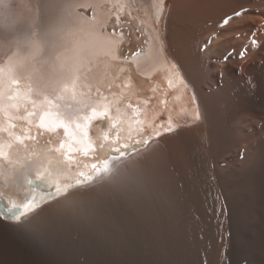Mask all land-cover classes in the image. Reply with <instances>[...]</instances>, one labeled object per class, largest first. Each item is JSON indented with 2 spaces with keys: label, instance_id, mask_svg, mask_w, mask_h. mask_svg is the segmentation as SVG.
Here are the masks:
<instances>
[{
  "label": "bare ground",
  "instance_id": "bare-ground-1",
  "mask_svg": "<svg viewBox=\"0 0 264 264\" xmlns=\"http://www.w3.org/2000/svg\"><path fill=\"white\" fill-rule=\"evenodd\" d=\"M127 2L123 22L116 25L113 15L108 23L109 30L117 28V38L121 28L128 31L122 30L119 59L93 56L92 83L122 84L130 78L132 103L136 96L153 97L148 115L171 118L185 111V119L175 122L173 133L113 160L111 176L98 175L66 194L43 185L20 189L6 179L5 192L19 200L33 195L39 202L22 219L40 226L41 232L34 236L26 230L27 240H22L33 253L84 264H264V0H165L155 24L151 0ZM236 12L241 15L236 17ZM106 14L107 6L97 9L99 19ZM49 15L44 0H0V56L26 58L28 45L16 49L15 42H26L33 30L40 32ZM91 15H83L84 25ZM30 22L35 29L28 27ZM168 57L192 87L196 104H190L193 95L189 98L177 87L173 100L161 105L169 93L158 88L163 87L162 77L171 73L153 75L155 68H148ZM60 71L54 58L46 56L29 61L26 73L41 77L46 87ZM26 84H20V94ZM5 87L0 81V105L14 102L6 99L10 92L1 95ZM13 90L16 94L17 88ZM184 96L185 102L174 108ZM196 108L199 120L192 115ZM0 118L7 120L2 113ZM35 132L32 128L31 135ZM239 164L250 169L244 172ZM33 170L29 161L26 171L31 175ZM3 171L7 176L15 169ZM0 223L20 226L3 217ZM228 224L234 230L231 253L225 252Z\"/></svg>",
  "mask_w": 264,
  "mask_h": 264
},
{
  "label": "snow or ice",
  "instance_id": "snow-or-ice-1",
  "mask_svg": "<svg viewBox=\"0 0 264 264\" xmlns=\"http://www.w3.org/2000/svg\"><path fill=\"white\" fill-rule=\"evenodd\" d=\"M106 6V17L99 19L97 9ZM44 7L50 15L43 32L33 30L26 37L29 56L20 58L14 54L0 67V81L6 82L9 90L13 85L19 86L20 79L29 69V61L49 56L61 69L58 76L49 78L53 85L51 93L34 89L28 83L24 86L23 97L17 87L15 95L7 96L8 101L14 102L0 105V113L7 117L6 121L0 118V217L15 220L34 236L40 234L41 227L26 223L22 217L34 212L39 202L33 195L19 200L5 192L6 179L16 188L23 189L26 185L31 190L43 185L66 194L68 189L90 182L98 175L101 178L111 176L114 170L111 162L128 156L132 143L143 146L153 135H161L156 117L148 115L150 99H144L142 105L131 102L135 93L130 78L117 84L115 90L110 86L111 99L100 87L95 88L98 95H92L93 85L86 71L88 63L99 54L113 61L119 59L117 52L124 33L121 30L117 38V28L114 26L108 30V23L113 15L116 25L123 22L122 13L130 7L127 0H44ZM164 7L165 0H151L154 24L160 21ZM80 8L92 9L91 22L86 27L83 13L77 12ZM39 9L37 4L35 11L38 13ZM240 15V12L235 13L236 17ZM230 19H225L223 25ZM28 27L35 29V22L28 23ZM168 71L171 73L166 81L168 88H187L176 64H171ZM69 96L75 101L74 105L61 103ZM195 100L193 95L190 104ZM192 115L194 119H200L198 108L192 110ZM98 121L107 122L102 132L95 131ZM4 123H7V128L2 126ZM32 127H35L37 136L55 134L67 139L55 144L49 141L48 145L40 147L37 136L31 135ZM162 127L165 132H171V118ZM29 161L34 165L31 175L25 170ZM5 168L15 169V172L6 176ZM17 175L19 181L15 179Z\"/></svg>",
  "mask_w": 264,
  "mask_h": 264
},
{
  "label": "rangeland",
  "instance_id": "rangeland-1",
  "mask_svg": "<svg viewBox=\"0 0 264 264\" xmlns=\"http://www.w3.org/2000/svg\"><path fill=\"white\" fill-rule=\"evenodd\" d=\"M78 10H79V11H77L78 13L85 12V14H88V15H90L92 13V11L90 9L80 8ZM80 10H82V11H80ZM85 14L83 13V15H85ZM30 15H31V13H30ZM21 26H23V25H21ZM44 28H45V26L40 29V32H43L41 30ZM121 29L123 31L125 30L126 33L128 32L126 28H124V29L121 28ZM176 33H177L176 28L172 27L171 28L172 38L176 37ZM133 40H136V39H133ZM3 41H6V43H8L10 41V39H7V40L4 39ZM130 43H131V41H128L126 43V45H128ZM14 45L17 49L18 45H20L19 48H21V47L27 46V43L23 42V40H22L20 42V44H17V42H15ZM121 45H123V41H122ZM33 63H36V61H33ZM203 64L205 65V62H203ZM209 64H210V62L207 63L206 73H208ZM205 83H206V81H205ZM202 85H204V84H202ZM205 86H202V87H205ZM207 89H209V88L207 87ZM250 97H252V96H249V98ZM249 122L250 121H248V123ZM216 140L218 142L220 139H216ZM242 165L239 164L240 168L244 172H247V170L250 169V168H248L249 165H247V168H244V166H245L244 164H242ZM232 226H233L232 224L231 225L228 224V227H227L229 229V230L228 229L227 230L230 233L227 236L228 240H229V244H228L227 248L225 249L226 253H231V250L235 249L234 244H233L234 242H232L231 238H230V236L232 235V232L234 231L231 228ZM23 229L24 228H22L21 226L9 227L7 225L0 223V264H62V263L63 264H66V263H68V264H84L80 260L77 261V260L69 259L66 257L63 258L62 256H58V255H40V254L33 253L31 251V247L27 246L28 242L26 241L27 240L26 238H27L28 232L26 231V229H24V230ZM234 229L236 230L235 226H234ZM22 239H26V240H22ZM25 243H27V245Z\"/></svg>",
  "mask_w": 264,
  "mask_h": 264
}]
</instances>
